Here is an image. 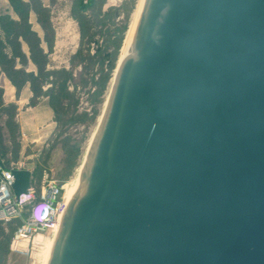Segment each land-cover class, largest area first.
<instances>
[{
    "label": "water",
    "instance_id": "95a60500",
    "mask_svg": "<svg viewBox=\"0 0 264 264\" xmlns=\"http://www.w3.org/2000/svg\"><path fill=\"white\" fill-rule=\"evenodd\" d=\"M47 264H264V0L141 1Z\"/></svg>",
    "mask_w": 264,
    "mask_h": 264
},
{
    "label": "rangeland",
    "instance_id": "374dc122",
    "mask_svg": "<svg viewBox=\"0 0 264 264\" xmlns=\"http://www.w3.org/2000/svg\"><path fill=\"white\" fill-rule=\"evenodd\" d=\"M22 1L0 0V158L39 194L42 181L74 182L140 0ZM25 219L0 222V264H39L37 237L52 232L16 251Z\"/></svg>",
    "mask_w": 264,
    "mask_h": 264
},
{
    "label": "built area",
    "instance_id": "2783aa9c",
    "mask_svg": "<svg viewBox=\"0 0 264 264\" xmlns=\"http://www.w3.org/2000/svg\"><path fill=\"white\" fill-rule=\"evenodd\" d=\"M11 170L15 169H0V222L9 223L26 216L13 238L15 250L21 252L22 243H28L31 239L33 241L37 231L52 232L56 226H59L68 202L64 186L42 181L38 194L32 178L27 193L21 194L16 199L11 189L13 183Z\"/></svg>",
    "mask_w": 264,
    "mask_h": 264
},
{
    "label": "bare ground",
    "instance_id": "6f19581e",
    "mask_svg": "<svg viewBox=\"0 0 264 264\" xmlns=\"http://www.w3.org/2000/svg\"><path fill=\"white\" fill-rule=\"evenodd\" d=\"M141 1H142V0L139 1V6H138V9H137V14H138V11H139V9H140ZM137 14H136L135 19H134V21H133V23H132V26H131V29H130V31H129V34H130V32H131V30H132V28H133V25H134V23H135V20H136ZM129 34H128V36H127V39H128V37H129ZM127 39H126V41H125V43H124V45H123V47H122L121 53H120V57H119V60H118V63H117V66H116V69H115V72H114L113 83H112V85H111V89H112V87H113V84H114L115 79H116V76H117V71H118L119 66H120V60H121V57H122V54H123L124 47H125V44H126V42H127ZM111 89H110V92H109L108 98H107V100H106V104H107V102H108V99H109V96H110V93H111ZM106 104H105V107H106ZM105 107H104V109H105ZM103 113H104V111H103ZM103 113H102V115H103ZM102 115H101V118H102ZM101 118H100V120H99V123L101 122ZM98 126H99V124H98ZM98 126H97V129H96V131H95L94 136L96 135V132H97V130H98ZM94 136H93V138H92V140H91V142H90V144H89V146H88V148H87V151H86V154H85L84 160L82 161L80 167L78 168V170H77V172H76V178H75L74 182H73L71 185L68 184L67 186H64V189H65V197H66V201H67V202H69V200H70V198H71V195H72L73 190H74V188H75L76 182H77L78 177H79V175H80V171H81V169H82L83 163H84V161H85V159H86V157H87V155H88V152H89V150H90V148H91V146H92V143H93V140H94ZM57 231H58V227L56 226L55 229L52 231L51 235H49V236H50L49 238L43 239V237H41V236H38V237H37V240L39 241V243H40V242H44V248H43L42 253H41L40 257H39V264H47V260H48L49 252H50V249H51V247H52V245H53L54 238H55V236H56ZM44 236H45V235H44ZM34 239H35V238H34ZM36 244H37V243H36ZM35 252H36V251H35ZM37 252H38V251H37ZM38 253H39V252H38ZM36 259H37V257H36ZM37 261H38V260H37Z\"/></svg>",
    "mask_w": 264,
    "mask_h": 264
},
{
    "label": "crops",
    "instance_id": "0c3cea01",
    "mask_svg": "<svg viewBox=\"0 0 264 264\" xmlns=\"http://www.w3.org/2000/svg\"><path fill=\"white\" fill-rule=\"evenodd\" d=\"M22 2H25V0H23ZM7 15H8V13H7ZM10 16V19H12V15H9Z\"/></svg>",
    "mask_w": 264,
    "mask_h": 264
},
{
    "label": "trees",
    "instance_id": "16d2710c",
    "mask_svg": "<svg viewBox=\"0 0 264 264\" xmlns=\"http://www.w3.org/2000/svg\"><path fill=\"white\" fill-rule=\"evenodd\" d=\"M5 35H7V36H8V34H6V33H5ZM17 40H18V37H17ZM0 41H1V40H0ZM2 49L4 50V47H3Z\"/></svg>",
    "mask_w": 264,
    "mask_h": 264
}]
</instances>
